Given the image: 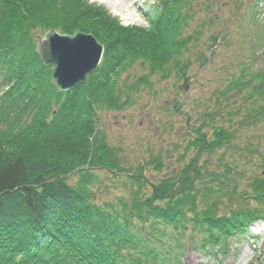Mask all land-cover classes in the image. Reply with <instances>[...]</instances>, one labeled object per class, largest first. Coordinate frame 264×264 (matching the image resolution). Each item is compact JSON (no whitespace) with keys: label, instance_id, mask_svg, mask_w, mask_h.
<instances>
[{"label":"trees","instance_id":"obj_1","mask_svg":"<svg viewBox=\"0 0 264 264\" xmlns=\"http://www.w3.org/2000/svg\"><path fill=\"white\" fill-rule=\"evenodd\" d=\"M158 1L160 11L140 29L122 26L89 0H0V264H180L187 248L225 256L231 240L264 222V154L236 146L244 130L264 125V70H240L217 92L220 111H208L184 133L182 168L156 183L145 172H160L161 156L126 168L99 129L97 110L122 109L136 90V82L122 88L119 79L137 60L150 74L173 62L183 78L189 68L177 58L190 42L180 38L189 19L180 7L192 0ZM49 30L90 34L103 47L87 83L66 93L35 53L36 38ZM247 86L244 116L221 105ZM229 151L258 158L248 192L229 183L243 175L238 161L245 159L229 163ZM94 171L120 181L128 196L99 203Z\"/></svg>","mask_w":264,"mask_h":264},{"label":"rangeland","instance_id":"obj_2","mask_svg":"<svg viewBox=\"0 0 264 264\" xmlns=\"http://www.w3.org/2000/svg\"><path fill=\"white\" fill-rule=\"evenodd\" d=\"M116 1L117 5L110 0H89V3L103 7L122 26L140 29H148L149 22L160 11L155 0ZM183 6L180 7L181 14L188 15L189 19L182 24L180 38H190V42L177 60L182 65L190 64L185 76L182 78L173 62L163 67L164 72L150 74L147 64L137 60L119 79L122 88L137 84L136 90L126 94L129 98L126 105L117 111L97 110L99 129L103 131L108 146L121 150L126 168L147 163L156 154L161 156L164 168L160 172L151 169L145 172L152 184L182 168L177 154L183 153L187 144L188 138L184 133L199 126L201 116L208 111H220L215 107L217 92L227 90L240 70L248 69L251 74L264 70V0H192ZM253 14L255 18L252 21ZM214 38L223 41L214 43L213 47ZM205 60L207 63L201 67ZM184 83L187 84L185 91ZM250 88L247 86L242 92H231L225 97L228 100L220 99L221 105L244 116L243 98L249 96ZM123 97L121 102H124ZM173 108L177 109L175 113ZM247 145H253L257 152L264 154V125L243 131L236 146L244 148ZM225 155L224 159L229 163L237 160L239 155L245 156L244 160L238 161L243 175L233 177L229 183L237 193L248 192V180L253 177V172L258 171L255 166L258 158L247 152L237 154L229 151ZM188 156H193L192 151ZM216 159L214 156L212 164ZM94 173L101 181L97 184L99 203H110L117 197L128 196L123 185H119L120 181H108L109 176L102 171ZM209 184L211 187L215 185ZM104 187L108 190L104 191ZM228 200L229 197L221 198L220 203L227 206ZM257 224L250 226L246 236L230 241L226 257L193 253L187 248L180 264H264V232L260 233L259 229L264 231V224Z\"/></svg>","mask_w":264,"mask_h":264},{"label":"water","instance_id":"obj_3","mask_svg":"<svg viewBox=\"0 0 264 264\" xmlns=\"http://www.w3.org/2000/svg\"><path fill=\"white\" fill-rule=\"evenodd\" d=\"M35 47L43 66L54 67L51 79L59 92L86 83L102 55V46L91 35L83 33L67 36L51 30L38 39ZM183 90H187L186 83Z\"/></svg>","mask_w":264,"mask_h":264},{"label":"bare ground","instance_id":"obj_4","mask_svg":"<svg viewBox=\"0 0 264 264\" xmlns=\"http://www.w3.org/2000/svg\"><path fill=\"white\" fill-rule=\"evenodd\" d=\"M110 1L112 2L113 5H117V1L116 0H110Z\"/></svg>","mask_w":264,"mask_h":264}]
</instances>
